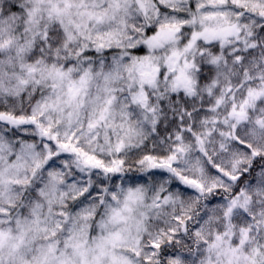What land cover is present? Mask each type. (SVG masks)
<instances>
[{
	"label": "snow or ice",
	"instance_id": "snow-or-ice-1",
	"mask_svg": "<svg viewBox=\"0 0 264 264\" xmlns=\"http://www.w3.org/2000/svg\"><path fill=\"white\" fill-rule=\"evenodd\" d=\"M0 264H264V0H0Z\"/></svg>",
	"mask_w": 264,
	"mask_h": 264
}]
</instances>
